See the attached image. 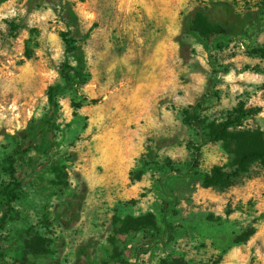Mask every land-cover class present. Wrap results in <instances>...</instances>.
<instances>
[{"label": "rangeland", "instance_id": "obj_1", "mask_svg": "<svg viewBox=\"0 0 264 264\" xmlns=\"http://www.w3.org/2000/svg\"><path fill=\"white\" fill-rule=\"evenodd\" d=\"M215 2L242 17L259 6L0 5V264H97L94 251L99 264H134L131 244L156 264H264V156H252L264 154V14L222 35L204 15ZM68 6L90 35L85 80L58 97L55 145L15 164L21 186L8 211L11 156L30 121L51 117L64 65L77 64L61 36L75 32Z\"/></svg>", "mask_w": 264, "mask_h": 264}, {"label": "trees", "instance_id": "obj_2", "mask_svg": "<svg viewBox=\"0 0 264 264\" xmlns=\"http://www.w3.org/2000/svg\"><path fill=\"white\" fill-rule=\"evenodd\" d=\"M9 0H0V5ZM36 0H29V5L32 8L35 6ZM264 14V0H259V6L256 10L248 11L245 16H239L235 13L232 7L225 2H215L211 4L204 15L207 20L216 27L220 34L227 36H237L245 28L249 22H254L255 25L260 24L261 15ZM66 23L70 27H74L75 32L72 30L62 33V39L66 47V53L68 56H73L76 59L77 64L73 67L68 62L62 69V76L66 82L65 86H52L49 90V103L51 106V117L45 120H32L30 121L27 129L21 135L18 142V150L16 151V157L11 156L10 172L14 180V187L9 193L7 200L8 211L12 210V203L16 199L14 191L21 186L20 180L16 177V166L18 160L23 159L31 150H48L55 145V127L56 123L53 122V118L58 112V97L64 94L72 85L84 83L86 76V54L84 44L86 39L89 38V34H84L79 27V19L75 10L68 6L67 12L64 15ZM185 30L192 32L191 21L186 19ZM69 70L74 71V78L69 75ZM257 111H250L249 114L256 113ZM185 121L189 125H193L197 128L201 127V120L193 111H186ZM40 143L41 147L36 144ZM252 156L262 157V153H254ZM33 171V169H32ZM82 254L84 251L82 250Z\"/></svg>", "mask_w": 264, "mask_h": 264}, {"label": "crops", "instance_id": "obj_3", "mask_svg": "<svg viewBox=\"0 0 264 264\" xmlns=\"http://www.w3.org/2000/svg\"><path fill=\"white\" fill-rule=\"evenodd\" d=\"M112 186H115V185H112V184H110L109 183V185H108V187H109V189H112L113 187ZM115 188V187H114ZM119 190H118V192H117V194H120V190H122V188H118ZM94 215H92V216H90L89 217V221H91V222H96L97 220H95V218L93 217ZM88 217V216H87ZM103 220V219H102ZM91 226L93 227V226H95V225H93V224H91ZM84 229V228H83ZM86 231V233H87V230H85ZM113 236L116 238H122L123 236H122V234L121 233H118L117 231H115V232H113ZM119 242V241H118ZM120 243V242H119ZM119 243H118V245H119ZM114 246V245H113ZM121 246V245H120ZM129 246H130V250H129V255H127V260L128 261H130V262H134V264H141L142 262V260H145V257H147V259H146V261H149L148 262V264H150V262H151V264H156L154 261H152V260H154L155 258H156V255H155V252L154 251H152L151 253H147V254H141V255H139L138 254V248H136V247H132V244L131 245H128V248H129ZM148 246V245H147ZM85 248L84 247H82L81 249H80V251H82V250H84ZM85 251H86V249H85ZM144 256V257H141V256ZM93 257H95L94 259H95V261H96V263L97 264H99L100 262H99V258H100V253L97 251V253H95V251H94V253H93V255H92ZM124 255H122V257H123Z\"/></svg>", "mask_w": 264, "mask_h": 264}]
</instances>
